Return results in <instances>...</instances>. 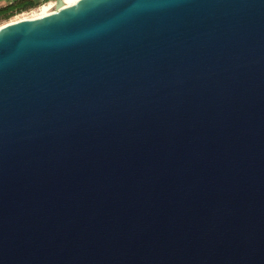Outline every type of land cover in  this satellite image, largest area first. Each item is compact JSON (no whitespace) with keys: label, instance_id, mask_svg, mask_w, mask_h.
Listing matches in <instances>:
<instances>
[{"label":"water","instance_id":"95a60500","mask_svg":"<svg viewBox=\"0 0 264 264\" xmlns=\"http://www.w3.org/2000/svg\"><path fill=\"white\" fill-rule=\"evenodd\" d=\"M0 264H264V0L0 27Z\"/></svg>","mask_w":264,"mask_h":264},{"label":"trees","instance_id":"16d2710c","mask_svg":"<svg viewBox=\"0 0 264 264\" xmlns=\"http://www.w3.org/2000/svg\"><path fill=\"white\" fill-rule=\"evenodd\" d=\"M48 1L49 0H45L43 2ZM40 3H34L31 0H12L10 3L0 6V20H6L16 14L28 11L32 8H35Z\"/></svg>","mask_w":264,"mask_h":264},{"label":"bare ground","instance_id":"6f19581e","mask_svg":"<svg viewBox=\"0 0 264 264\" xmlns=\"http://www.w3.org/2000/svg\"><path fill=\"white\" fill-rule=\"evenodd\" d=\"M71 1H74V0H64V3H65V5H67ZM54 9H55V3L53 1H48V2L41 4L39 7L32 9L29 13H23V15H20V16L16 17V19H13L7 23H11V22L21 20V19L36 18V17L41 16L42 14H44L46 12L53 11ZM7 23L0 25V27L6 25Z\"/></svg>","mask_w":264,"mask_h":264},{"label":"rangeland","instance_id":"374dc122","mask_svg":"<svg viewBox=\"0 0 264 264\" xmlns=\"http://www.w3.org/2000/svg\"><path fill=\"white\" fill-rule=\"evenodd\" d=\"M51 1H53L54 3H55V0H51ZM43 3H45V2H42V3H40L38 6H36L35 8H37V7H39L41 4H43ZM32 9H34V8H32ZM32 9H30V10H28V11H25V12H22V13H19V14H16V15H14V16H12L11 18H9V19H6V20H0V25H2V24H4V23H7V22H10L11 20H13V19H16V17H18V16H20V15H23V13H29Z\"/></svg>","mask_w":264,"mask_h":264},{"label":"crops","instance_id":"0c3cea01","mask_svg":"<svg viewBox=\"0 0 264 264\" xmlns=\"http://www.w3.org/2000/svg\"><path fill=\"white\" fill-rule=\"evenodd\" d=\"M12 0H0V6H3V5H6L8 3H10ZM33 1L34 3H40V2H43L45 0H31ZM51 1V0H49Z\"/></svg>","mask_w":264,"mask_h":264}]
</instances>
